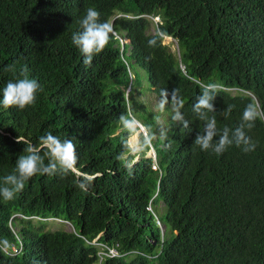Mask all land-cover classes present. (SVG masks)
<instances>
[{"label":"trees","instance_id":"1","mask_svg":"<svg viewBox=\"0 0 264 264\" xmlns=\"http://www.w3.org/2000/svg\"><path fill=\"white\" fill-rule=\"evenodd\" d=\"M88 8L109 23L129 16L111 24L130 42L121 53L112 32L85 66L71 37ZM144 16L159 17L154 34ZM160 33L176 39L178 53ZM122 59L167 102L163 128L153 111L145 124L157 169L143 135L141 153H130L136 111ZM24 68L41 90L23 110L0 106V184L24 147L49 132L73 141L75 170L37 174L12 200L0 197V264H94L97 235L125 254L100 264H264V0H0V90ZM209 83L244 92L201 86ZM205 90L213 110L198 113ZM249 104L252 150L216 154L195 144L209 118L216 144ZM49 217L75 232L49 230Z\"/></svg>","mask_w":264,"mask_h":264},{"label":"clouds","instance_id":"2","mask_svg":"<svg viewBox=\"0 0 264 264\" xmlns=\"http://www.w3.org/2000/svg\"><path fill=\"white\" fill-rule=\"evenodd\" d=\"M100 16L101 14L98 10L94 8L86 9L85 14L79 21L80 30L74 32L71 37L72 44L78 49V51L82 55L83 63L85 64V66H90L94 55L99 54L103 50V48L107 45L110 34L112 32L119 39L121 53L123 51L124 43L130 42L125 37L118 36L116 32L113 30V25L111 24L114 22L115 19L119 17L122 16L129 17V16L117 14L113 17L111 23L107 21H101ZM144 17L152 22L153 28H151V30H152V34H154L157 30L156 28L157 24L160 21L159 17L158 16H144ZM159 36L162 38L163 45H168V47H170L172 51L176 49V51L174 52L178 53V44L175 38H172L170 36H165L161 33L159 34ZM167 39L172 40L170 44H167L165 42ZM155 42H156L155 39H153L149 41V44L154 45ZM172 45H173V49L171 48ZM122 61L125 65L126 73H128L129 76V83L124 88L125 97H128L129 92L131 93L132 91L133 82L134 79H136V75L133 72V70L130 68L129 63L126 62L124 59H122ZM14 67L15 65H10L5 70L11 71L14 69ZM181 68L182 70L184 69L183 66H181ZM138 71L145 78V72L143 70L142 71L138 70ZM145 81L148 84L147 79H145ZM201 86L207 87L208 89H212V90H215L216 88L221 89L233 95L236 94L238 91L244 92L235 87H225L221 85H216L215 83H209L208 85L201 84ZM144 88L145 91H151L149 90V85L148 88L147 86ZM128 89L129 92H126V90ZM40 90H41V85L38 83V81L34 78H29V76L27 75L26 68L21 69L20 75L17 77V79L15 81L9 80L6 83V85L3 87V89L0 90V92H2V99H0V106H2L5 109L16 107L19 110H23L35 104L37 99V93ZM210 98L211 97L208 95V91L205 90L203 96L199 99L198 104L195 106V110L198 113L201 110H207L208 112H211L213 110V106L212 104L209 103ZM164 102L166 106L167 102L166 101ZM231 107L232 106H230V108ZM157 114L159 115L158 112ZM130 117H131L130 123L134 124V128L132 129L133 132L131 135H133L138 130V134H140V138L141 135H143L148 145H150L151 139L145 123H143L133 114H130ZM162 117L164 116L162 115ZM156 118H155V123H156ZM175 119L178 120V115H176ZM255 119H256L255 106L249 104L245 107L243 111L242 124L239 127H236L234 130L225 128L223 130L222 135L220 136L219 141L216 144H213L212 143L213 137L216 135L215 132L216 121L214 117L209 118L205 128V134L197 135L195 139V144L199 146L200 149L203 151H208L211 148L213 152H215L216 154L223 153L225 150H227L228 147L233 145H235L236 147H242L244 151H250L255 146L250 143V138L245 134V128L251 130V128L254 126ZM121 121L128 123L127 121H125V118L123 116L121 117ZM184 127H187V122L184 123ZM229 132H231V136L229 135ZM158 134L160 135L159 130H158ZM17 142H21V141L17 138ZM151 150L153 155L151 154V156H149L147 152L146 157L153 159L154 165L152 167L153 169H157V164L155 161V151L153 146H151ZM41 152L46 153L47 163H45V156H42ZM75 159H76L75 145L71 139L62 140L60 137L55 136L50 132L47 133L46 135L41 136L39 145L27 144L24 147L23 154L20 155L16 160L14 172H12L11 174H7L3 177L2 184H0V197H2L5 200H12L17 195V193H19L24 189L25 183L37 174H41V175L47 174L49 176L56 174L66 175L70 171V168L74 165ZM150 202L147 206V209L153 211ZM48 219H58L60 221L68 222L56 217L46 218L47 221ZM74 230L75 229L73 227V230L69 232H75ZM97 236L92 241V243L97 246L96 262L94 264H100L102 260H104L105 258H109V259L119 258L125 255L118 253L115 247L103 245L102 243L96 242L95 240ZM11 252L12 253L15 252V247H11Z\"/></svg>","mask_w":264,"mask_h":264},{"label":"rangeland","instance_id":"3","mask_svg":"<svg viewBox=\"0 0 264 264\" xmlns=\"http://www.w3.org/2000/svg\"><path fill=\"white\" fill-rule=\"evenodd\" d=\"M150 32L152 33L151 29ZM171 41H172L171 39H167L165 42L167 44H170ZM171 48L173 49V45ZM174 51H176V49ZM138 77H139L138 78L139 82L137 80H134L131 93L129 92V89L126 90V92H129L128 99L130 100V97L133 98L132 108L136 111L135 116L138 119H140L143 123H145L147 126H149L150 124L147 122V119H149L150 121L151 120L154 121V116L152 111L156 113L158 112L159 115L156 118V123L159 126V128H162L164 119L166 118V115L164 114L165 102L156 93H153L152 91H145L144 87L146 86L148 87V84L145 81V78L141 75V73L138 75ZM162 115L164 116V118L162 117ZM129 127L133 129L134 124L129 123ZM152 129L155 130L154 135H157L158 130H156L155 125L152 126ZM135 136H137V140H136L137 143L136 142L134 143V141H132V135L129 137L128 142L131 148L130 153L133 155H138L139 153H141L143 148V144L140 138V134H138V130L135 132ZM151 146H153L152 141L149 145V151H148L149 156H151L152 154ZM137 159L138 158H136L134 161H136ZM159 207L161 208V204L159 205ZM160 225L163 228V225L161 223ZM59 228H63L68 232L73 230V227L69 222L60 221L58 219H48L49 230L53 231Z\"/></svg>","mask_w":264,"mask_h":264},{"label":"bare ground","instance_id":"4","mask_svg":"<svg viewBox=\"0 0 264 264\" xmlns=\"http://www.w3.org/2000/svg\"><path fill=\"white\" fill-rule=\"evenodd\" d=\"M133 135H135V133L133 134ZM132 135V136H133ZM136 140H137V136H134L133 138H132V141H134V143L136 142ZM139 140V139H138ZM137 143V142H136Z\"/></svg>","mask_w":264,"mask_h":264},{"label":"water","instance_id":"5","mask_svg":"<svg viewBox=\"0 0 264 264\" xmlns=\"http://www.w3.org/2000/svg\"><path fill=\"white\" fill-rule=\"evenodd\" d=\"M71 168H73V167H71Z\"/></svg>","mask_w":264,"mask_h":264}]
</instances>
